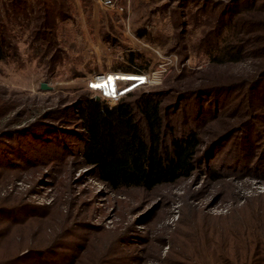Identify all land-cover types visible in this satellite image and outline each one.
Listing matches in <instances>:
<instances>
[{
	"label": "rangeland",
	"instance_id": "obj_1",
	"mask_svg": "<svg viewBox=\"0 0 264 264\" xmlns=\"http://www.w3.org/2000/svg\"><path fill=\"white\" fill-rule=\"evenodd\" d=\"M116 4L0 0V264L29 247L44 255L14 264H264V0ZM149 91L169 133L217 146L186 178L114 192L77 107ZM40 123L58 136H19Z\"/></svg>",
	"mask_w": 264,
	"mask_h": 264
},
{
	"label": "trees",
	"instance_id": "obj_2",
	"mask_svg": "<svg viewBox=\"0 0 264 264\" xmlns=\"http://www.w3.org/2000/svg\"><path fill=\"white\" fill-rule=\"evenodd\" d=\"M4 57V50L0 47V61ZM139 58L140 55L131 51L126 61L140 66ZM77 116L82 131L73 132V135L83 144L79 153L84 163L93 168L97 179L114 192L129 189L149 191L186 178L194 172L196 162L204 161L217 146L215 142L212 149L210 146L204 155H199V138L194 131L169 133L165 108L154 91L129 93L121 96L113 106L104 99L88 96L77 107ZM42 124H45L41 127L42 136H58V129L47 123H40L19 136H39ZM36 138L41 139L40 136ZM230 153H237L236 148ZM234 159H238L237 155ZM262 246L264 243L254 249ZM27 250L21 257L17 254L7 259L5 264H14L21 258L26 261L41 257L45 248L29 247ZM225 250L232 255L224 244L217 253ZM257 256V251H254V260Z\"/></svg>",
	"mask_w": 264,
	"mask_h": 264
},
{
	"label": "built area",
	"instance_id": "obj_3",
	"mask_svg": "<svg viewBox=\"0 0 264 264\" xmlns=\"http://www.w3.org/2000/svg\"><path fill=\"white\" fill-rule=\"evenodd\" d=\"M100 5L105 7V8H109V9H116V11H122L123 7L118 6L116 4V0H98ZM103 76L102 75H97L96 79H98L99 81L103 80Z\"/></svg>",
	"mask_w": 264,
	"mask_h": 264
},
{
	"label": "water",
	"instance_id": "obj_4",
	"mask_svg": "<svg viewBox=\"0 0 264 264\" xmlns=\"http://www.w3.org/2000/svg\"><path fill=\"white\" fill-rule=\"evenodd\" d=\"M41 88L45 89V84L44 83L41 84ZM96 98H98V97H96Z\"/></svg>",
	"mask_w": 264,
	"mask_h": 264
},
{
	"label": "snow or ice",
	"instance_id": "obj_5",
	"mask_svg": "<svg viewBox=\"0 0 264 264\" xmlns=\"http://www.w3.org/2000/svg\"><path fill=\"white\" fill-rule=\"evenodd\" d=\"M97 87H98V85H97Z\"/></svg>",
	"mask_w": 264,
	"mask_h": 264
}]
</instances>
